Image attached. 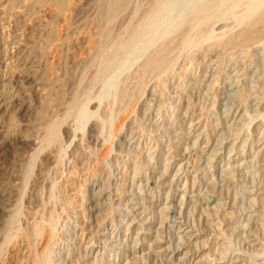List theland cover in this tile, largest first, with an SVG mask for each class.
Returning a JSON list of instances; mask_svg holds the SVG:
<instances>
[{"label":"rangeland","instance_id":"1","mask_svg":"<svg viewBox=\"0 0 264 264\" xmlns=\"http://www.w3.org/2000/svg\"><path fill=\"white\" fill-rule=\"evenodd\" d=\"M6 1L0 0V46L7 38L17 42L26 31L32 37L21 50L20 65L13 64L18 78L8 86L0 84V93L24 95L20 94L18 101L23 104L19 105L21 113L15 109L16 115H11L13 111L0 120V194H4L0 208L6 209L0 212V263L264 264V35L258 34L254 41L247 40L249 43L235 37L248 14H253L250 11L262 7L264 0L239 1L233 10L226 9L220 18L211 19V36H199L188 44L178 43L181 38L174 27L214 0H131L122 13L123 20L110 26L114 34L109 38L119 37L117 43L126 37L128 22L141 21L140 15L158 3L160 17L149 37L136 41L130 51L123 49L130 53H120V63L117 55L118 61L111 64L115 70L107 66L108 70L99 69L97 74L96 68H107L104 62L105 66L99 64L95 53L101 29L93 17L98 15L97 0H75L74 11L61 15L55 6L36 12L28 9L26 1L17 3L16 8L11 7L12 0ZM70 15H77L73 18L77 20L72 23ZM55 20L60 28L68 26L69 33L64 36L68 42L64 40V48L58 46L50 54L46 34L50 26H56ZM39 23L42 28L37 27ZM31 27L37 31L33 33ZM192 30L196 32L192 28L191 34ZM225 32L230 42L217 46L214 38ZM112 42L110 46L115 47ZM164 42H170L171 47L160 48ZM196 42L201 43L196 46ZM110 46L105 53L112 51ZM160 49L165 51L159 53L164 59L159 56L161 63L148 68V80L140 81L142 66ZM93 76L99 79L94 84ZM38 91L46 98H36ZM74 91H80L81 97ZM83 105H90L91 116L81 120L77 114L80 106L86 107ZM66 107H71L70 115ZM108 112L113 120L105 124L101 121ZM52 119L58 121L50 127ZM91 121H100L101 129L93 134L95 143L84 138ZM44 126L51 133L56 131L54 136L48 132L54 138L60 127L63 136L56 137L61 140L46 137ZM63 126H68L70 140ZM72 138L79 141V152L55 159L57 148L65 150ZM23 243L28 246L26 253L23 249L20 257L12 256L13 248Z\"/></svg>","mask_w":264,"mask_h":264},{"label":"bare ground","instance_id":"2","mask_svg":"<svg viewBox=\"0 0 264 264\" xmlns=\"http://www.w3.org/2000/svg\"><path fill=\"white\" fill-rule=\"evenodd\" d=\"M6 1V0H5ZM22 1H26L25 3H27V7H28V9H34V10H36V12H43L42 10L45 8V7H48V6H55L56 7V9H57V13H58V15H61V14H63L64 12L66 13H68V11H74V7H72V5L74 4V2H75V0H12V3H11V7H12V4L14 5L13 7H15V6H18V4L20 3V2H22ZM78 1V0H77ZM98 1V5L97 6H99V9H98V15L97 16H94L93 15V17H95V21H98V23H101V25L99 26V24H98V27H100L101 29H99V31H98V33H99V35H98V39H97V41H95V48H96V54L98 55H96L97 57H96V59L98 58V60L100 59V62L101 63H99V61H97V63H95V64H97L98 65V63L101 65V66H103L104 65V63L105 64H107L105 67H107V66H111L110 68H113L114 67V70H115V66H113L112 67V63H114V64H116L115 63V60H116V62L119 60V63H120V61H121V54H123V53H125L126 51L124 50V52H123V49H129L128 51H130V49L133 47V45L134 44H136L135 42L137 41L138 42V40H143V38H145V36L146 37H149V36H147V35H150V33H151V31H152V27H153V25L156 23V20H157V18H158V15H159V13L161 12V8H160V3H158V4H156V7H154L155 5H153V7H152V9L149 11V10H146V11H144L145 13H143V16H141L140 14V17H143L142 18V20L141 21H138V22H128L126 25H125V31H126V37H124V36H122V37H124V39L122 40V41H120L119 40V42L117 43L116 41H118V38H116V36H115V38L114 39H111V38H109V36H111L112 35V38H113V34L112 33H110L111 32V28H110V26L111 25H113L114 23H116L119 19H122V13L126 10V8H127V6H128V4L130 3V1L131 0H97ZM133 1V0H132ZM141 1V0H140ZM160 1V0H159ZM162 1H164V0H162ZM168 1V0H167ZM239 1H241L242 3H244L243 1H245V3L246 2H250V1H252V0H214V1H211V2H208L207 4H202L201 3V5H203V6H201V7H199L196 11H192L193 13H189V16L187 17V18H185L182 22H180V23H178L177 24V26L176 27H174L175 29L173 30V31H176V32H178V34L180 35V38L181 39H179V37H178V40L177 41H179V40H181V42L183 43V44H188V43H194L195 42V39L196 40H198L199 38H202V36L204 37L205 35L206 36H209L210 34H209V32H208V29H209V22L211 21V19L213 20L214 18H216L217 19V17H221V15L224 13H226V12H224V10H226V9H231V10H233L232 8H234L235 6H237V4H238V2ZM255 1V0H254ZM7 2V1H6ZM9 2H10V0H9ZM94 2H95V0H94ZM153 2V1H152ZM165 2H166V0H165ZM169 2V1H168ZM167 2V3H168ZM175 2H177V1H175ZM186 2H188V1H186ZM192 2H193V0H192ZM3 3V2H2ZM8 3V2H7ZM18 3V4H17ZM23 3V2H22ZM77 3V2H76ZM155 3V2H154ZM191 3V2H190ZM198 3V2H197ZM4 4H5V2H4ZM97 4V3H96ZM176 4V3H175ZM186 4V3H185ZM254 4V3H253ZM252 4V5H253ZM260 4V3H259ZM3 5V4H2ZM1 5V6H2ZM21 5V4H20ZM130 5V4H129ZM141 5V4H140ZM150 5H151V3H150ZM191 5V4H190ZM200 5V4H199ZM239 5H240V2H239ZM243 5V4H242ZM241 5V6H242ZM246 5H248V4H246ZM250 6H251V4H249ZM174 6V5H173ZM3 7H5V6H3ZM76 7V6H75ZM130 7V6H129ZM146 7V6H145ZM255 7V6H254ZM16 8V7H15ZM21 8H23V7H21ZM131 8H133V7H131ZM135 8V7H134ZM180 8V7H179ZM189 8V7H188ZM187 8V9H188ZM193 8V7H192ZM191 8V9H192ZM236 8V7H235ZM238 8V7H237ZM248 8H249V6H248ZM163 9V8H162ZM185 9V8H184ZM246 10H247V8H245ZM10 10V9H9ZM14 10V9H13ZM164 10V9H163ZM238 10H239V8H238ZM242 9H240L239 11H241ZM188 11V10H187ZM239 11H238V13H239ZM243 11V10H242ZM248 11V13H249V11L250 10H247ZM23 12V11H22ZM34 12V11H33ZM35 12V13H36ZM70 12H69V14H70ZM143 12V11H142ZM163 12V11H162ZM235 12V11H234ZM251 13H253V14H248V15H250L249 17H247V14H246V17H247V19H246V17H245V15L243 16V17H245V19H246V21H245V25H244V23H243V25H244V27H242L243 29H242V31H240L239 32V34H236V38H237V41H238V39L239 40H241V42L243 43V42H245V41H243V40H246V42H247V40H249L250 41V39L251 38H253V37H255V36H259L258 34H263L264 35V5L262 4V7H260V8H257V9H255V10H253V11H250ZM129 14H130V12H128ZM128 13H127V15H128ZM137 13V12H136ZM178 13V12H177ZM229 13H231V11H229ZM236 13V12H235ZM3 14V13H2ZM21 14V13H20ZM37 14V13H36ZM40 15H42L41 13H39ZM38 14V17L40 16ZM74 14V13H73ZM124 14V13H123ZM186 14V13H185ZM239 14H241V13H239ZM239 14H238V16H239ZM72 15V14H71ZM70 15V16H71ZM166 15V14H165ZM234 15V14H233ZM56 16V15H55ZM69 16V17H70ZM73 16V15H72ZM72 16H71V18H72ZM131 16V15H130ZM169 16V15H168ZM177 16H178V14H177ZM184 16V15H183ZM41 17H43V16H41ZM45 17V16H44ZM43 17V18H44ZM59 16H57V18H58ZM63 17H65V16H63ZM75 18L77 17V15L76 16H74ZM73 17V18H74ZM159 17H160V15H159ZM166 17V16H165ZM219 17V18H220ZM242 17V16H241ZM68 18V17H67ZM73 18L72 19H70V18H68V19H70V20H73ZM131 18V17H130ZM169 18V17H168ZM176 18V17H175ZM240 18V17H239ZM239 18H237V19H239ZM42 19V18H41ZM61 20H62V18H60ZM65 19V18H64ZM166 19V18H165ZM177 19V18H176ZM236 19V18H235ZM244 19V18H243ZM244 19V20H245ZM43 20V19H42ZM54 20V19H53ZM57 20H59V19H57ZM57 20H55V21H53L52 23L54 24V22H56ZM75 20V19H74ZM74 20L72 21V23L74 22ZM77 20V19H76ZM75 20V21H76ZM123 20V19H122ZM128 20V19H127ZM241 20V19H240ZM38 21H39V19H38ZM41 21V20H40ZM39 21V22H40ZM95 21H93V22H95ZM166 21V20H165ZM180 21V20H179ZM61 22V21H60ZM170 22V21H169ZM178 22V21H177ZM212 22V21H211ZM35 23H37V22H35ZM50 23H51V21H50ZM51 23V24H52ZM65 23V22H64ZM97 23V22H96ZM95 23V25H97ZM158 23H160V22H158ZM171 23H172V21H171ZM214 23V22H213ZM41 24H43L42 23V21H41ZM40 23L39 24H37V27H39L40 25H41ZM50 24V25H51ZM52 24V25H53ZM49 25V24H48ZM64 25V24H63ZM63 25H62V28H60L61 26H59L58 25V21H57V24H56V26L54 25V26H50V28H49V31H48V34H46L47 36H46V38L48 37V43H47V46H48V48L47 47H45V48H47L48 49V52L50 53H52V52H54L53 50H55L58 46H59V48L61 47V48H64V47H62L63 46V44H64V40L66 41V37H64L67 33H69V31L67 32V28H68V26H66V25H68V24H66L65 26L66 27H63ZM94 25V26H95ZM115 25V24H114ZM123 25V24H122ZM240 25V24H239ZM241 25H242V23H241ZM240 25V26H241ZM242 25V26H243ZM42 26L43 25H41L40 27L42 28ZM93 26V27H94ZM170 26V25H169ZM212 26V25H211ZM32 27H34V25L32 26ZM31 27V29H33V30H30V31H34L33 33H35V31H37L36 29V26H35V30H34V28H32ZM48 27V26H47ZM115 27V26H114ZM117 27H119V26H117ZM159 27V29H160V27H163V26H158ZM166 27H167V24H166ZM192 28H194L195 29V31L196 32H193L194 30H192V34L193 33H195V35L193 34H191V32H190V30L192 29ZM39 29V28H38ZM48 29V28H47ZM46 29V30H47ZM97 29V28H96ZM116 29V28H115ZM122 29V28H121ZM167 29V28H166ZM169 29V28H168ZM167 29V31L165 30V33L167 32L168 33V30ZM162 30V29H161ZM227 30V29H226ZM121 31V30H120ZM124 31V32H125ZM27 32V31H26ZM25 32V34H23L21 37H18V35H17V37L18 38H20L19 40H18V38H17V42L16 41H12V40H9L7 37V39H6V41H5V39H4V43H2L1 44V46H0V54H1V61H0V72L1 73H3L2 75L0 74V84H2V86H8L11 82L13 83L17 78H18V74H17V69L16 70H14L16 67H14V69H13V66L17 63H19L18 65H20V60H21V58H20V53H21V50L24 48V47H26V45H28V43L31 41V37L32 36H30L28 33H26ZM113 32V31H112ZM117 32V31H116ZM123 32V31H122ZM162 32V31H161ZM176 32H174V33H176ZM231 32V31H230ZM118 33V32H117ZM154 33V32H153ZM164 33V32H163ZM170 33V32H169ZM174 33H173V35H174ZM238 33V32H237ZM1 34V33H0ZM12 34V33H11ZM72 34V33H71ZM116 34V33H115ZM212 34V33H211ZM4 35V34H3ZM15 36H16V34H14ZM33 35V34H32ZM36 34H34V37H36L35 36ZM69 35V34H68ZM171 35H172V33H171ZM171 35L169 36L170 38H171ZM216 35V34H215ZM215 35H213V37L215 36ZM228 36V33L227 32H225L224 34L222 33V35H220V36H218V37H216V38H214L215 39V41H213V42H215V44L218 46V45H223L224 43L225 44H227V43H229L230 42V39L227 37ZM237 35H238V37H237ZM8 36H9V34H8ZM71 36V35H70ZM200 36V37H199ZM211 36V35H210ZM223 36V37H222ZM224 36L226 37L225 39H224ZM5 37V36H4ZM10 37H12V35L10 36ZM9 37V38H10ZM69 37V36H68ZM199 37V38H198ZM230 37V36H229ZM264 37V36H263ZM16 38V37H15ZM14 38V39H15ZM73 38V37H72ZM212 38V37H211ZM232 38V37H231ZM32 39H34V38H32ZM108 39H111V40H109L108 41ZM120 39V38H119ZM146 39V38H145ZM161 39H163V37L161 38ZM165 39H167V38H165ZM172 39H173V37H172ZM71 40V39H70ZM112 40H113V42H115V43H113L112 42ZM115 40V41H114ZM174 40H175V38H174ZM173 40V41H174ZM208 40H209V38H208ZM234 40H236L235 38H234ZM233 40V41H234ZM150 41V40H149ZM166 41V40H165ZM203 41V40H202ZM206 41H207V38H206ZM210 41H212V40H210ZM252 41H254V38H253V40ZM251 41V42H252ZM1 42H3V40L1 41ZM66 42H68V41H66ZM66 42H65V44H66ZM110 44H109V43ZM111 42L113 43V45H115V47H111L110 45H112L111 44ZM144 42H146V41H144ZM154 42V41H153ZM156 42V41H155ZM231 42H232V40H231ZM238 42H240V41H238ZM245 42V43H246ZM32 43V42H31ZM30 43V44H31ZM35 43V42H34ZM108 43V44H107ZM117 43V44H116ZM148 42H146V44H147ZM165 43V42H164ZM169 43L170 42H166L165 44H164V46L163 47H160V48H162V49H164V48H166L167 46H169ZM179 44H180V41L178 42ZM201 42H198V44H200ZM204 43V42H203ZM241 43V44H242ZM247 43H249V42H247ZM177 44V43H176ZM198 44H197V42L195 43V45L196 46H198ZM224 44V45H225ZM33 45H35V44H33ZM62 45V46H61ZM107 45L108 46H110V48L108 47V49H111V48H113V49H111L112 51H110V53H105V49H106V47H107ZM140 45H141V43H140ZM155 45V44H154ZM153 45V46H154ZM192 45V44H191ZM242 45H244V44H242ZM247 45V44H246ZM245 45V46H246ZM66 46V45H65ZM136 46H138V45H136ZM147 46V45H146ZM149 46H151V45H149ZM148 46V47H149ZM181 46H183L182 44H181ZM193 46V45H192ZM215 45H213L212 47H214ZM228 46V45H227ZM34 46H32V48H33ZM67 47H68V45H67ZM169 47H171V46H169ZM169 47H168V49H169ZM175 47V46H174ZM185 47V46H184ZM223 47V46H222ZM60 48V49H61ZM66 48V47H65ZM69 48V47H68ZM93 48H94V46H93ZM196 48V47H195ZM211 48V47H210ZM46 49V50H47ZM133 49V48H132ZM162 49H160L161 50V52H160V50H159V52H154V55L153 56H151V58H150V60H147V64H146V59H145V66L143 65L142 67L144 68V69H142V71L140 70L139 71V73H140V75H139V77L141 76V80L140 81H142V78H146V76H145V71L147 72V70H148V68H149V70H152V69H150L151 67L152 68H155L156 67V64H157V62H158V64H160L161 62L159 61V56L161 57V58H163L164 59V57H162L160 54L162 53V51H164V50H162ZM167 49V48H166ZM175 49V48H174ZM177 49V48H176ZM39 50V49H38ZM45 50V51H46ZM57 50H58V48H57ZM137 49H135V51H136ZM64 51H66V50H64ZM63 51V52H64ZM93 51H95V50H93ZM92 51V52H93ZM126 52V53H130V52ZM142 51V50H141ZM148 51V50H147ZM48 52H46V53H48ZM134 52V51H133ZM132 52V53H133ZM151 52V51H150ZM165 52V51H164ZM50 53V54H51ZM75 53V52H74ZM121 53V54H120ZM125 53V54H126ZM138 53V52H137ZM160 53V54H159ZM62 54V53H61ZM64 54V53H63ZM66 54V53H65ZM119 54H120V56H119ZM125 54H123V56H125ZM37 55V54H36ZM47 55V54H46ZM49 55V54H48ZM57 55V54H56ZM95 55H94V59H95ZM117 55H118V60L116 59L117 58ZM165 55V54H164ZM35 56V55H34ZM44 56V55H43ZM42 56V57H43ZM69 56V55H68ZM71 56V55H70ZM73 56H76V55H73ZM89 56H91V55H89ZM122 56V58H124ZM36 57V56H35ZM88 57V56H87ZM145 57V56H144ZM169 57V56H168ZM37 58H38V56H37ZM36 58V59H37ZM68 58H70V57H68ZM74 58V57H73ZM72 58V59H73ZM76 58V57H75ZM83 58V57H82ZM91 58V57H90ZM131 58V57H130ZM71 59V60H72ZM93 59V58H92ZM93 59V60H94ZM133 59V58H132ZM45 60H47V59H45ZM44 60V61H45ZM53 60V59H52ZM69 60V59H68ZM67 60V61H68ZM79 60V59H78ZM83 60V59H82ZM85 60V59H84ZM90 60V59H89ZM124 60V59H123ZM134 60V59H133ZM74 61V60H73ZM80 61V60H79ZM86 61V60H85ZM94 61H96V60H94ZM102 62H104V63H102ZM160 62V63H159ZM164 62V61H163ZM42 63V62H41ZM45 63V62H44ZM72 63V62H71ZM73 63H76V62H73ZM79 63V62H78ZM84 63V62H83ZM86 63V62H85ZM84 63V64H85ZM89 63V62H88ZM87 63V64H88ZM91 63L93 64V62H92V60H91ZM90 63V64H91ZM122 63H123V61H122ZM14 64V65H13ZM103 64V65H102ZM108 64H110V65H108ZM113 64V65H114ZM139 64V63H138ZM155 64V66H152V65H154ZM157 64V65H158ZM166 64V63H165ZM44 65V64H43ZM74 65V64H73ZM94 65V64H93ZM122 65V64H121ZM17 66V65H16ZM52 66V65H51ZM86 66V65H85ZM85 66H84V68H85ZM88 66V65H87ZM90 66H92V65H90ZM99 66V65H98ZM100 66V67H101ZM117 67V66H116ZM41 68V67H40ZM83 68V67H82ZM91 68V67H90ZM93 68V67H92ZM120 68V67H119ZM157 68V67H156ZM43 69V68H42ZM41 69V70H42ZM95 69V68H94ZM99 69H102L101 71H104V70H108V67L107 68H96V70H99ZM104 69V70H103ZM118 69V68H117ZM122 69V68H121ZM141 69V68H140ZM40 70V69H39ZM40 70V72H42ZM112 69H110L109 70V72L111 71ZM134 70V69H133ZM137 70V69H136ZM3 71V72H2ZM86 71V70H85ZM93 71V70H92ZM19 72V71H18ZM84 72V71H83ZM96 72V74L98 73V72H100V70L99 71H95ZM95 72H94V75H96L95 74ZM108 72V71H107ZM116 72H118V71H116ZM121 72V71H120ZM151 72V71H150ZM85 73V72H84ZM83 73V74H84ZM103 73V72H102ZM105 73V72H104ZM104 73H103V76H104ZM138 73V72H137ZM81 74V73H80ZM85 74H87V73H85ZM90 74V73H89ZM101 74V73H100ZM99 74V75H100ZM106 74V73H105ZM114 74H115V72H114ZM113 74V75H114ZM146 74H148V72L146 73ZM102 75V74H101ZM158 75V74H157ZM98 76V75H97ZM112 75H110V77H111ZM114 76H116V75H114ZM113 76V77H114ZM148 76V75H147ZM149 76H150V74H149ZM19 77H21V75L19 76ZM23 77H25V76H23ZM81 77H82V74H81ZM81 77H80V81L82 82V80H81ZM90 77H91V75H90ZM93 77H95L96 78V76H93ZM100 77V76H99ZM105 77V76H104ZM127 77V76H126ZM138 77V76H137ZM151 77H152V75H151ZM21 79V78H20ZM98 78H96V79H93L91 82H92V84H94L93 82L95 81V80H97ZM105 79V78H104ZM112 80H113V78H111ZM115 79V78H114ZM147 79V78H146ZM25 80H27L26 78H25ZM87 80V79H86ZM89 80V79H88ZM99 80V79H98ZM105 80H107V79H105ZM123 80H124V78H123ZM132 80V79H131ZM144 80V79H143ZM148 80V79H147ZM18 81H20V80H18ZM83 81H85V77L83 78ZM101 81V80H100ZM118 81V80H117ZM91 82H90V84H91ZM101 82H103V81H101ZM109 82V81H108ZM108 82H107V84H108ZM121 82H123V81H121ZM125 82V81H124ZM128 82V81H127ZM143 82H145V81H143ZM148 82V81H147ZM17 83V82H16ZM21 83H23V81H21ZM77 83V82H76ZM80 83V82H79ZM78 83V85H80ZM110 83V82H109ZM139 83V82H138ZM19 84V83H18ZM82 84V83H81ZM85 84V83H84ZM88 84V83H87ZM104 84H105V82H104ZM115 84V83H114ZM113 84V85H114ZM121 84V86H123L122 85V83H120ZM141 84V83H140ZM139 84V85H140ZM19 85H21V84H19ZM75 85H77V84H75ZM111 85V84H110ZM125 85V84H124ZM138 85V86H139ZM14 86V85H13ZM12 86V87H13ZM18 86V85H17ZM96 86V85H95ZM146 86H147V84H146ZM21 86H19V88H20ZM84 87V86H83ZM91 87V86H90ZM124 87V86H123ZM123 87H121V88H123ZM127 87V86H126ZM14 88H15V86H14ZM17 88V87H16ZM108 88H110V87H108ZM144 88V87H143ZM146 88V87H145ZM97 89V88H96ZM117 89V88H116ZM119 89V88H118ZM4 90V89H3ZM38 90V89H37ZM77 90H78V87H77ZM89 90V89H88ZM111 90V89H110ZM145 90V89H144ZM17 91V90H16ZM18 91H20V89H18ZM76 91V90H75ZM75 91L73 92V93H75ZM79 92L80 91H78V93H75V94H79ZM87 92V91H86ZM103 92V91H102ZM124 92V91H123ZM133 92V91H132ZM42 92H39L38 91V94H37V96H36V98H38L39 100H40V98H46V96L45 97H43L42 96V94H41ZM71 93V92H70ZM72 93V94H73ZM83 93V92H82ZM91 93V92H90ZM97 94H98V92H96ZM115 93V92H114ZM11 93H7V92H5V91H2L1 93H0V120H4L7 116H9L10 117V114L14 111V113H12L11 115H13V114H15V109H16V112L17 113H21V105L20 104H22V103H18V101L24 96V95H22L21 93H18L19 95H14L13 93V95H10ZM22 95V97H21V95ZM26 94V93H25ZM36 94V93H35ZM72 94H70L71 95V99H73L74 100V97L72 96ZM88 94V93H87ZM100 94V93H99ZM82 95V94H81ZM81 95L79 94L78 96L79 97H81ZM85 95V94H84ZM118 95V94H117ZM121 95V94H120ZM86 96V95H85ZM98 96V95H97ZM113 96V95H112ZM112 96H111V98H112ZM119 96V95H118ZM132 96V95H131ZM109 97V96H108ZM24 98V97H23ZM69 98V97H68ZM133 98V97H132ZM38 99H36V100H38ZM113 99V98H112ZM130 99H131V97H130ZM43 100V99H42ZM121 100H123V102H124V99H121ZM120 100V101H121ZM112 101H114V100H112ZM111 101V102H112ZM118 101V100H117ZM43 102V101H42ZM87 102V101H86ZM94 102V101H93ZM23 103H25L24 101H23ZM37 103V102H36ZM76 103H77V101H76ZM84 103V102H83ZM117 103V102H116ZM39 104V103H38ZM44 104V103H43ZM68 104H70V102H67V105ZM88 104H90V103H88ZM100 104H101V102H100ZM108 104V103H107ZM120 104V103H119ZM119 104H118V106H119ZM20 105V106H19ZM23 105V104H22ZM40 105V104H39ZM76 105V104H75ZM97 105V104H96ZM42 106V105H41ZM69 106V105H68ZM73 108H74V104H72L71 105ZM83 106H86V105H83ZM90 106V105H89ZM88 106V107H89ZM100 106V105H99ZM37 107V106H36ZM39 107V106H38ZM76 107H77V105H76ZM75 107V108H76ZM88 107L86 106V107H82V106H80V110L78 111V114H77V117L78 118H81V120L82 119H86V117H90L91 116V114H90V111L88 110ZM107 107V106H106ZM71 108V107H70ZM70 108H68V107H66V110H67V114H69L70 115V113H69V110H70ZM93 108V107H92ZM28 109V108H27ZM90 109V108H89ZM94 109V108H93ZM105 109V108H104ZM103 109V110H104ZM108 109L110 110V108H109V105H108ZM77 110V109H76ZM117 110V109H116ZM264 110V109H263ZM39 111V110H38ZM65 111V110H64ZM96 111H98V110H96ZM95 111V112H96ZM106 111V110H105ZM108 111V110H107ZM106 111V112H107ZM41 112H42V110H41ZM71 112V111H70ZM73 112V111H72ZM72 112H71V115H72ZM76 112V111H75ZM99 112V111H98ZM102 112V111H101ZM120 112V111H119ZM25 113V112H24ZM65 113H66V111H65ZM103 113V112H102ZM120 113H122V112H120ZM35 114V113H34ZM37 114V113H36ZM39 114V113H38ZM63 114V113H62ZM107 114H109V116H107V118L106 119H103L101 122H104L105 124H106V122L107 121H112L113 119H112V117H113V114L111 115V113H107ZM106 114V115H107ZM118 114V113H117ZM16 115V114H15ZM42 115V114H41ZM119 115V114H118ZM36 116V115H35ZM38 116V115H37ZM63 116L64 117H66V115L65 114H63ZM76 116V115H75ZM95 116H96V114H95ZM14 117V116H13ZM12 117V118H13ZM17 117V116H16ZM70 117V116H69ZM76 117V118H77ZM102 117V116H101ZM118 117V116H117ZM8 118V117H7ZM15 118V117H14ZM59 118H61V116L59 117ZM71 118V117H70ZM94 118V117H93ZM105 118V117H104ZM38 119V118H37ZM49 119V118H48ZM62 119V118H61ZM64 119V118H63ZM88 119V118H87ZM112 119V120H111ZM47 120V119H46ZM49 120H51V117H50V119ZM53 120V119H52ZM79 120V119H78ZM116 120V119H115ZM121 120V119H120ZM262 120V119H261ZM58 120H56V121H54L53 120V124L52 123H48L49 124V126L51 125H54L55 123L54 122H57ZM60 121V120H59ZM65 122L67 121L66 119L64 120ZM85 121H87V120H85ZM90 121V120H89ZM254 121H256V120H254ZM5 122V121H4ZM48 122V121H47ZM100 122V121H99ZM98 121H91L90 123H89V125L87 126V130H86V133L84 134V138L88 141H90V140H92L93 138H94V133H95V131L96 130H100L101 129V127H100V123H99ZM46 123V122H45ZM48 124H46V125H48ZM59 124H60V122H59ZM61 124H63V120H62V123ZM1 125V124H0ZM57 125V127H58V123L56 124ZM64 125V124H63ZM67 125H68V123H67ZM104 125V124H103ZM109 125V124H108ZM108 125H106V126H108ZM50 126V127H51ZM69 127H70V125H68ZM68 126H63V132H64V135H66V137H68V138H66V139H69V136H70V134H69V128H68ZM116 126V125H115ZM260 126H262V125H260ZM56 130H57V127L56 126H53ZM60 127H61V125H60ZM60 127H59V134H58V131H57V134L59 135V136H63V134L61 133L62 131L60 130ZM99 127H100V129H99ZM108 127H110V126H108ZM263 127V126H262ZM261 127V128H262ZM45 128H47L48 129V126L46 127V126H44V130H45ZM107 128V127H106ZM105 128V129H106ZM42 129H43V127H42ZM46 129V130H47ZM54 129V130H55ZM62 129V128H61ZM104 129V130H105ZM264 129V128H263ZM7 130V129H6ZM45 130V131H46ZM256 130V129H255ZM43 131V130H42ZM45 131H43V132H45ZM51 130H50V128L48 129V131H47V133H45V135H46V137L47 136H52V135H50L48 132H50ZM61 131V132H60ZM85 131V130H84ZM263 131V130H262ZM3 132V131H2ZM72 132H74V130L72 131ZM99 132H101V131H99ZM111 132V131H110ZM0 133H1V131H0ZM4 133V132H3ZM51 133V132H50ZM54 133V134H53ZM55 133H56V131L55 132H53V130H52V133L51 134H53V136L55 135ZM108 133V132H107ZM260 133V132H259ZM262 133V132H261ZM44 134V133H43ZM72 134V133H71ZM76 134V133H75ZM105 134V133H104ZM4 135V134H3ZM45 135L44 136H42V138L44 137V139H45ZM58 135H56V136H58ZM52 136V138L53 139H55V138H57L56 140L58 141V138H59V140H61V138L60 137H56L55 136V138ZM73 136V135H72ZM260 136H261V134H260ZM7 137V136H6ZM78 137V136H77ZM82 137V136H81ZM97 137V136H96ZM106 137V136H105ZM104 137V138H105ZM8 138V137H7ZM65 138V137H64ZM101 138V137H100ZM5 139V138H4ZM49 139V138H48ZM73 140H72V142L70 141V144L67 146V148L65 147V150H61V149H64L63 148V146H62V144L60 145V143H62V142H60L59 141V147L60 146H62V148L61 149H59V148H57L58 149V151L56 152V151H54L53 150V152H56L57 154H53V155H56L57 157H55V159L57 158H62L63 160H64V158L66 157L65 155H67V154H72L73 152H76L77 150V152H79V148H80V144H79V141H77L76 139L74 140V138H72ZM0 140H2V139H0ZM20 140H22V139H20ZM28 140H30L31 141V139H28ZM36 140V139H35ZM47 140V139H46ZM46 140H44L45 142H46ZM50 140H52L51 138H50ZM70 140V139H69ZM94 140L95 139H93L92 141L94 142ZM57 141H56V144L54 145V147L55 146H57L58 144H57ZM68 141V140H67ZM36 142H38L37 140H36ZM39 142H41V140L39 141ZM38 142V143H39ZM42 142H43V140H42ZM53 142L54 141H52V144H53ZM81 142V141H80ZM92 142V143H93ZM97 142H98V140H97ZM18 143V142H17ZM32 143H33V141H32ZM44 143V142H43ZM42 143V144H43ZM95 143V142H94ZM102 143V142H101ZM41 144V145H42ZM49 144H51V142L49 143ZM36 145V144H35ZM40 145V146H41ZM45 145V144H44ZM50 146V145H49ZM51 146H53V145H51ZM50 146V148H53V147H51ZM56 148V147H55ZM1 150H2V146L0 145V156H1ZM60 150V151H59ZM39 152V151H38ZM65 154V155H64ZM79 155H80V153H78ZM85 154V153H84ZM52 155V156H53ZM65 156L64 158L62 157V156ZM77 155V154H76ZM50 156V155H49ZM83 156V155H82ZM1 159V158H0ZM61 159V160H62ZM68 159V158H67ZM76 159V158H75ZM60 160V159H59ZM66 160V159H65ZM80 160V159H79ZM55 161V160H54ZM74 162V161H73ZM62 163V162H61ZM74 163H76V162H74ZM2 164V163H1ZM59 164V163H58ZM72 165V164H71ZM67 166V165H66ZM30 167V166H29ZM0 168H2V167H0ZM31 168V167H30ZM41 168V167H40ZM34 169V168H33ZM30 172V171H29ZM43 173V172H42ZM29 174V173H28ZM37 175V174H36ZM71 176V175H70ZM31 177V176H30ZM40 177V176H39ZM74 178V177H73ZM73 178H72V176L69 178L70 180H73ZM74 182V181H73ZM72 182V183H73ZM30 183V182H29ZM28 183V184H29ZM56 186V185H55ZM61 188V187H60ZM68 188V187H67ZM66 190V189H65ZM6 193V192H5ZM38 194L39 193H36L35 195H36V197L38 196ZM3 193L2 194H0V197H3ZM11 195V194H10ZM60 195H62L61 193H60ZM35 197V196H34ZM39 197V196H38ZM59 198V197H58ZM263 198V197H262ZM5 199V198H4ZM44 208V207H43ZM6 210V209H5ZM4 210V208L2 209V208H0V212H4L5 211ZM48 212V211H47ZM263 212V211H262ZM51 213H53V212H51ZM52 215H54V218H55V214H52ZM58 216V215H57ZM14 217V216H13ZM61 217V216H60ZM36 218V217H35ZM44 218H46V217H44ZM47 219V218H46ZM26 220V219H25ZM49 220H51L50 222L48 221V225L49 226H51V225H53L54 223H53V218L51 219V217L49 218ZM59 220V219H58ZM40 221V220H39ZM54 221H56V220H54ZM59 223V222H58ZM34 224H36V223H34ZM43 224V223H42ZM264 224V223H263ZM46 225V224H45ZM36 226V225H35ZM40 226V225H39ZM48 226V227H49ZM55 226V225H54ZM33 228V227H32ZM46 228V227H45ZM54 228V227H53ZM21 229V228H20ZM31 229V228H30ZM36 229V228H35ZM44 229V228H43ZM60 229V228H59ZM26 231H28V230H26ZM33 231V230H32ZM35 231H37V230H35ZM42 232L43 231H45V230H41ZM30 232V231H29ZM28 232V233H29ZM51 232V231H50ZM20 233V232H19ZM27 233V234H28ZM36 233V232H35ZM44 233V232H43ZM26 234V233H25ZM33 235H35V234H33ZM32 236V235H31ZM252 236V235H251ZM14 237V236H13ZM28 237V236H27ZM35 237H36V235H35ZM34 237V238H35ZM259 237V236H258ZM24 238V237H23ZM29 238V237H28ZM43 238V237H42ZM18 239V238H17ZM26 240V239H25ZM24 240V241H25ZM11 242V241H10ZM33 242H34V240H33ZM17 243V242H16ZM37 244V243H36ZM15 246V245H14ZM25 250V253H26V249H28V246L27 245H25L24 243L23 244H19V245H16V247H14L13 248V250H12V256H19L20 257V253H21V251L22 250ZM9 250H11V249H9ZM23 250V251H24ZM33 251V250H32ZM10 252V251H9ZM29 251H27V253H28ZM30 253V252H29ZM49 253V252H48ZM11 254V253H10ZM33 254V253H32ZM259 254V253H258ZM22 256V255H21ZM30 257V256H29ZM225 257V256H224ZM254 257V256H253ZM13 258H15V257H13ZM17 258V257H16ZM24 258V257H23ZM22 259V258H21ZM22 261H24V260H22ZM26 263V262H25ZM0 264H2V262L0 263ZM258 264V263H257Z\"/></svg>","mask_w":264,"mask_h":264}]
</instances>
